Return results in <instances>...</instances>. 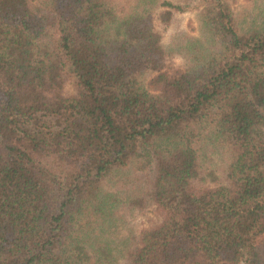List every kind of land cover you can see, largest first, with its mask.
Listing matches in <instances>:
<instances>
[{"label": "trees", "instance_id": "1", "mask_svg": "<svg viewBox=\"0 0 264 264\" xmlns=\"http://www.w3.org/2000/svg\"><path fill=\"white\" fill-rule=\"evenodd\" d=\"M197 1L0 0V264H264V7Z\"/></svg>", "mask_w": 264, "mask_h": 264}, {"label": "rangeland", "instance_id": "2", "mask_svg": "<svg viewBox=\"0 0 264 264\" xmlns=\"http://www.w3.org/2000/svg\"><path fill=\"white\" fill-rule=\"evenodd\" d=\"M173 1L176 2L178 0ZM192 4L197 6L199 2L196 0V2H193ZM232 6L238 15L243 16V13H245L248 17H254L258 16L259 9L264 7V0H232ZM197 10L190 9L184 13L177 14L171 26L169 27H163L161 24H159V27L163 32L165 44H168L171 41V38L179 32H189L199 35L200 24L197 17V12L199 10ZM175 64L178 65V67H181L184 65V61L179 57L175 60ZM66 92L68 94L73 92V87L71 84L67 85ZM53 122H55V120H53ZM128 218L130 220V224L132 226H136V228L148 226L160 221V217L156 213L154 205H151L143 212H137L133 215L131 214Z\"/></svg>", "mask_w": 264, "mask_h": 264}]
</instances>
